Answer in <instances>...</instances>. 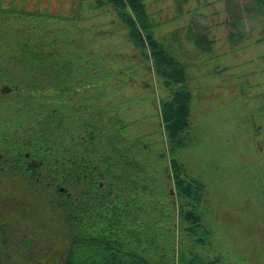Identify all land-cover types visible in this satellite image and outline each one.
<instances>
[{
    "label": "trees",
    "instance_id": "1",
    "mask_svg": "<svg viewBox=\"0 0 264 264\" xmlns=\"http://www.w3.org/2000/svg\"><path fill=\"white\" fill-rule=\"evenodd\" d=\"M173 1L176 8L187 2ZM105 2L168 93L160 100L168 149L151 156L150 143L130 138L128 124L112 116L99 97L81 95L98 82L87 85L76 75L82 54H42L31 39H19L5 19L0 21V89L7 85L11 91H0V188L20 176L25 189L19 190L31 197L28 207L49 216L32 224L58 242L42 245L37 264H229L220 253L210 257L197 251L214 244V231L205 184L181 159L193 145L186 65L155 37L156 23L144 0ZM228 13L231 47L245 34V18L264 29V0H235ZM205 30L191 21L187 39L212 53L214 40ZM29 159L40 173H31Z\"/></svg>",
    "mask_w": 264,
    "mask_h": 264
},
{
    "label": "rangeland",
    "instance_id": "2",
    "mask_svg": "<svg viewBox=\"0 0 264 264\" xmlns=\"http://www.w3.org/2000/svg\"><path fill=\"white\" fill-rule=\"evenodd\" d=\"M234 1L187 0L176 8L173 0H144L156 23L155 37L186 65L192 92L193 145L181 159L186 171L205 184L214 231V244L197 251L210 257L220 253L229 264H264V29L245 18V34L231 47L226 37ZM5 19L19 39H31L42 54H82L76 75L87 85L98 82L81 95L99 97L112 116L128 124L130 138L150 143L151 156L168 149L160 117V100L168 93L105 0H0V21ZM191 21L214 40L212 53L187 39ZM36 167L31 173H40ZM19 177L0 188V264H37L42 245L58 242L32 224L49 216L28 207L31 197L19 190L25 189Z\"/></svg>",
    "mask_w": 264,
    "mask_h": 264
},
{
    "label": "water",
    "instance_id": "3",
    "mask_svg": "<svg viewBox=\"0 0 264 264\" xmlns=\"http://www.w3.org/2000/svg\"><path fill=\"white\" fill-rule=\"evenodd\" d=\"M0 91H1V93H9V92L11 91V88L8 87V86H3V87H1ZM25 156L28 157L29 154L26 153ZM28 166H29V167H31V166L36 167V166H37V163H36L35 160H31V161L28 163ZM33 170H34V169H33Z\"/></svg>",
    "mask_w": 264,
    "mask_h": 264
},
{
    "label": "flooded vegetation",
    "instance_id": "4",
    "mask_svg": "<svg viewBox=\"0 0 264 264\" xmlns=\"http://www.w3.org/2000/svg\"><path fill=\"white\" fill-rule=\"evenodd\" d=\"M29 167V166H28ZM30 168V167H29ZM33 169H34V167H33ZM32 173H35V172H32Z\"/></svg>",
    "mask_w": 264,
    "mask_h": 264
},
{
    "label": "bare ground",
    "instance_id": "5",
    "mask_svg": "<svg viewBox=\"0 0 264 264\" xmlns=\"http://www.w3.org/2000/svg\"><path fill=\"white\" fill-rule=\"evenodd\" d=\"M31 167H34V166H31ZM35 168V167H34ZM61 190H62V188H61Z\"/></svg>",
    "mask_w": 264,
    "mask_h": 264
}]
</instances>
